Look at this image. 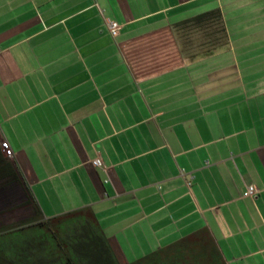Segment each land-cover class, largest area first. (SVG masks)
Returning a JSON list of instances; mask_svg holds the SVG:
<instances>
[{
    "label": "crops",
    "instance_id": "1",
    "mask_svg": "<svg viewBox=\"0 0 264 264\" xmlns=\"http://www.w3.org/2000/svg\"><path fill=\"white\" fill-rule=\"evenodd\" d=\"M215 8L227 43L180 49ZM0 143L43 217L89 210L119 264L200 231L264 264V0H0Z\"/></svg>",
    "mask_w": 264,
    "mask_h": 264
},
{
    "label": "trees",
    "instance_id": "2",
    "mask_svg": "<svg viewBox=\"0 0 264 264\" xmlns=\"http://www.w3.org/2000/svg\"><path fill=\"white\" fill-rule=\"evenodd\" d=\"M207 30L211 48L224 46L227 33L218 8L199 13L174 25ZM219 33V35H218ZM207 49V51H209ZM18 185L27 218L13 225H0V264H119L93 214L78 209L44 218L17 167L5 155L0 143V193ZM128 264H225L212 237L200 231L153 251Z\"/></svg>",
    "mask_w": 264,
    "mask_h": 264
},
{
    "label": "rangeland",
    "instance_id": "3",
    "mask_svg": "<svg viewBox=\"0 0 264 264\" xmlns=\"http://www.w3.org/2000/svg\"><path fill=\"white\" fill-rule=\"evenodd\" d=\"M213 31L215 28L204 31L187 26L176 28L175 34L180 49L192 52L199 49H209L211 45L207 43V33L211 32L212 35ZM216 35L213 34L212 37L214 38ZM22 198V192L18 185H12L0 193V225H13L28 217V207H24L20 203Z\"/></svg>",
    "mask_w": 264,
    "mask_h": 264
},
{
    "label": "built area",
    "instance_id": "4",
    "mask_svg": "<svg viewBox=\"0 0 264 264\" xmlns=\"http://www.w3.org/2000/svg\"><path fill=\"white\" fill-rule=\"evenodd\" d=\"M109 28L112 32H115L117 30V25L115 22H109ZM8 157H10V154H7ZM91 163L94 165V166H97V167H103V161L100 157H95L94 159H92ZM256 187L254 185H248L244 191H243V196L244 197H248V196H253L256 192Z\"/></svg>",
    "mask_w": 264,
    "mask_h": 264
}]
</instances>
